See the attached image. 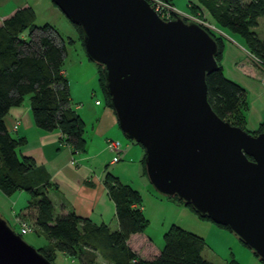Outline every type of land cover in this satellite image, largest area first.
I'll use <instances>...</instances> for the list:
<instances>
[{"label":"water","instance_id":"1","mask_svg":"<svg viewBox=\"0 0 264 264\" xmlns=\"http://www.w3.org/2000/svg\"><path fill=\"white\" fill-rule=\"evenodd\" d=\"M50 1L81 29L122 134L144 150L151 187L227 227L264 263V130L253 135L211 109L215 39L196 22L161 19L145 0ZM0 264L53 263L0 217Z\"/></svg>","mask_w":264,"mask_h":264},{"label":"trees","instance_id":"2","mask_svg":"<svg viewBox=\"0 0 264 264\" xmlns=\"http://www.w3.org/2000/svg\"><path fill=\"white\" fill-rule=\"evenodd\" d=\"M188 8L190 14L199 12L205 22L221 32L240 37L250 56L264 67V39L260 40L255 33L259 19L264 18V0H195L188 3ZM174 18L177 16L170 20ZM35 21V11L26 7L17 10L0 25V192L9 198L21 192L28 194L30 199L26 208L34 207L35 226L48 240L38 252L51 263L60 253L82 264H95L97 255L112 264H211L202 255L206 247L204 239L177 225H172L164 234V247L154 259L145 261L132 251L128 240L131 236L144 234L149 221L141 210L140 193L121 184L109 173L103 183L115 205L118 230L111 231L105 225L96 226L73 212L65 216L55 213L48 197L52 187L49 176L42 168L36 167L32 159L19 155L25 141L14 138L3 121L12 108L21 107L28 98L38 129L59 132L62 142L71 148L73 154L86 151V125L71 106L69 83L64 76V41L51 25L37 26ZM72 26L83 46L81 29ZM202 28L218 45V68L206 78L208 103L220 119L247 131L245 90L227 79L222 70L223 38ZM96 66L105 104L111 108L110 97L104 89L102 68ZM263 130L264 121L252 134L257 135ZM144 159L145 155L143 167ZM167 199L177 200L193 211L177 198ZM215 226L229 231L227 227Z\"/></svg>","mask_w":264,"mask_h":264},{"label":"crops","instance_id":"3","mask_svg":"<svg viewBox=\"0 0 264 264\" xmlns=\"http://www.w3.org/2000/svg\"><path fill=\"white\" fill-rule=\"evenodd\" d=\"M42 4L50 10H56L50 0H0V25L17 10L30 7L36 13V7ZM225 37L222 70L227 79L245 90L248 104L245 127L248 132L254 133L264 121V67L250 56L241 39L228 35L227 32ZM89 68L92 73L87 79L83 77L75 89L69 84L71 106L86 125L87 144L84 153L73 154L71 148L62 142V135L59 132L38 129L33 121L29 99L21 107L12 108L3 121L7 131L14 138L25 141L19 149V155L32 159L36 167L42 168L49 176L52 187L48 191V197L58 216L73 212L96 226L105 225L111 231H116L118 223L115 218V205L103 183L106 174H111L121 181L120 183L123 182V185L138 191L141 198L145 192L150 194V190L147 189L148 185L141 181L144 179V169L142 170L144 155L123 141L113 110L106 106L105 101L100 102L96 99V90L93 87L90 89L88 84L94 75H98L97 71L88 66L87 69ZM88 72L91 71H87L86 76ZM64 76L66 77L65 71ZM109 140L118 141L120 150L110 151L107 147ZM116 155L118 161L112 163ZM123 159L126 160L124 165L114 169L113 167ZM127 172L135 177L134 180L123 181ZM134 181L136 186L133 185ZM3 196L0 192V203L6 202ZM12 198L13 196L7 197L8 200ZM24 209L15 215L16 223L23 222L21 215ZM141 210L144 213L143 204ZM184 212L190 214L186 208ZM127 244L145 261H150L159 254L153 251L150 240L144 234L131 236ZM141 246L146 248L143 255L139 254Z\"/></svg>","mask_w":264,"mask_h":264},{"label":"rangeland","instance_id":"4","mask_svg":"<svg viewBox=\"0 0 264 264\" xmlns=\"http://www.w3.org/2000/svg\"><path fill=\"white\" fill-rule=\"evenodd\" d=\"M160 1L171 4V6L174 7L175 10L179 13L177 14L176 12H174L175 14L173 13L174 15L170 16L168 15L167 11H165L164 13L168 17H170V19L176 15L177 17L183 18L187 21L196 22L197 24H199L200 21L205 22L199 12L195 14L189 13L188 3L195 2V0ZM54 9L56 10H50V8L46 7V5L43 4L41 6H37L35 24L37 26H43L45 24L51 25L60 36V38L64 41L66 51V57L64 59V71L66 72L68 83L72 85L73 89H75V87L82 81L83 77L87 79L90 76V73H92V70H90V68L87 69L88 66L95 71H98V67L87 58L85 50L81 44L79 34L72 26V24L59 11V9ZM255 33L260 40L264 39V18L259 19V24L255 29ZM225 34L224 32L219 33L220 37L222 38H226ZM229 34L233 35L231 33H228V35ZM233 36L241 39L236 35ZM83 70H85V72H82ZM87 71L91 72H88L86 76ZM94 76L95 77L89 82L88 86L90 87V89L93 87L96 90V99L100 102H103L105 97L104 92L99 85L98 76ZM27 101L28 98L25 99L24 104L27 103ZM122 139L123 141H126L127 143L132 145L135 149L141 151L142 156L144 155V150L140 148V146L136 145V143L128 140L123 134ZM125 161V159L119 161L118 164H116L113 168L116 169L117 167H122ZM143 169L144 167L142 166V170ZM134 178L135 177L131 176L130 172H127V175L123 177V181H126L128 179L134 180ZM143 178L144 179H142L141 181L144 182V184L146 183L145 185H148L147 187H149L147 189L150 190V194H147L146 192L144 194L142 193V204L143 207H145L144 215L149 221L148 227L144 232V236L150 240L153 251H155V253H159L164 247V234L172 225H177L186 231L199 235L204 239L206 247L203 253V257L207 259L211 264H262L248 248H246L242 243L239 242L236 236L230 231L218 228L212 222L200 220L193 211L180 204L177 200H169L158 194L151 187L146 174H144ZM133 185L136 186L135 181ZM3 197L6 202L0 203V217L8 222L11 229L17 234H20V223L26 222V224H29L34 231L23 235V240L37 251L40 248L46 246L48 244V240L43 234H41V232H39V230L35 226L34 220L36 210L33 206L26 208L30 199L28 194L24 192L17 193L11 200H8L5 195ZM23 208H25L24 213L21 215L23 222L19 221L16 223L15 215H17ZM185 208L190 214L184 212ZM140 248L141 253L139 254L143 255L146 252V248L142 246ZM53 264L82 263L68 255L57 253ZM95 264L112 263L97 255Z\"/></svg>","mask_w":264,"mask_h":264},{"label":"built area","instance_id":"5","mask_svg":"<svg viewBox=\"0 0 264 264\" xmlns=\"http://www.w3.org/2000/svg\"><path fill=\"white\" fill-rule=\"evenodd\" d=\"M150 6L151 8L154 10V12L163 20H170V17H168L164 12L167 11L168 15H174L176 12L177 14H179L174 7L171 6V4L167 3V2H162L160 0H145ZM169 11V12H168ZM174 13V14H173ZM199 22V21H198ZM199 25H201L202 27H205L206 29L210 30L213 33H216L219 35V33L221 32L220 30H218L215 26L210 25L204 21H200ZM218 31V32H217ZM97 104H99V102H97ZM107 147L110 151L113 152H117L120 150V143L116 140H109L107 141ZM118 161V155H116L113 158L112 163H116ZM20 235H26L29 232L34 231L33 228L26 223H20Z\"/></svg>","mask_w":264,"mask_h":264}]
</instances>
